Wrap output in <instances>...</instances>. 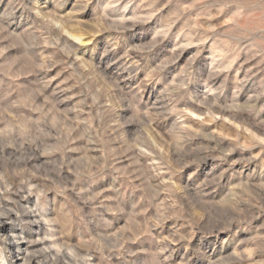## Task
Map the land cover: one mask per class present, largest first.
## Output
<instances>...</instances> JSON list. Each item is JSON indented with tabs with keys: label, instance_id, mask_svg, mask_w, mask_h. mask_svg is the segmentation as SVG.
<instances>
[{
	"label": "rangeland",
	"instance_id": "1",
	"mask_svg": "<svg viewBox=\"0 0 264 264\" xmlns=\"http://www.w3.org/2000/svg\"><path fill=\"white\" fill-rule=\"evenodd\" d=\"M0 180L65 264H264V0H0Z\"/></svg>",
	"mask_w": 264,
	"mask_h": 264
},
{
	"label": "bare ground",
	"instance_id": "2",
	"mask_svg": "<svg viewBox=\"0 0 264 264\" xmlns=\"http://www.w3.org/2000/svg\"><path fill=\"white\" fill-rule=\"evenodd\" d=\"M73 38L77 41H82L80 36H73ZM0 190H4L3 194L0 193V244L2 247L7 249L6 254H2L0 251V264H65L61 261L62 259L59 257L53 258V256L46 253V251L31 252L32 248L36 246V243L32 242V239L29 240V236H27L25 232L21 230V228L19 229L13 225L9 226L7 222L13 219L12 208L14 207L12 206L16 205L19 207L18 209L21 211L20 221L34 218V211L32 209L25 208L21 204L20 196L18 195L17 191H15L12 183L10 184L8 181L0 180ZM67 254L65 252L62 253L64 258L67 257ZM50 255L53 259L50 257ZM64 258L63 260H65ZM50 259L52 260L50 261Z\"/></svg>",
	"mask_w": 264,
	"mask_h": 264
}]
</instances>
